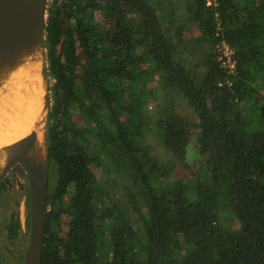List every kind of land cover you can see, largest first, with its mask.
<instances>
[{
	"label": "trees",
	"instance_id": "obj_1",
	"mask_svg": "<svg viewBox=\"0 0 264 264\" xmlns=\"http://www.w3.org/2000/svg\"><path fill=\"white\" fill-rule=\"evenodd\" d=\"M215 2L183 1L182 24H195L205 43L190 65L179 57L190 45L177 48L163 26L180 18L174 0H49V210L41 264H264V0ZM132 14L142 19L141 33L126 45ZM221 41L233 49L234 75L217 60ZM155 76V89L167 96L176 87L197 118L206 167L187 181L169 180L183 161L190 125L167 97L155 101L148 80ZM74 111L87 127L76 126ZM86 132L123 171L136 224L91 170L97 158ZM150 137L173 160L152 154ZM0 203V232L16 245L25 236L19 197L2 195ZM25 225L28 231V219Z\"/></svg>",
	"mask_w": 264,
	"mask_h": 264
},
{
	"label": "rangeland",
	"instance_id": "obj_2",
	"mask_svg": "<svg viewBox=\"0 0 264 264\" xmlns=\"http://www.w3.org/2000/svg\"><path fill=\"white\" fill-rule=\"evenodd\" d=\"M175 3L179 6L178 14L179 19L174 23L170 22H163V26L166 29L170 38L175 42L178 46L177 48L181 47L183 43L190 45L187 50L180 49L179 50V57L187 60V64H194L198 58L200 57V53L202 51L201 45H205V43L201 39L200 31L196 27L195 24H191L187 22L186 24H182L183 18V1L184 0H174ZM95 17L99 20H102V15L97 12ZM130 26L133 29L129 30V37L126 38V45H129L131 42V38L135 39V35H139L141 33V22L142 19L137 16L136 14H132L128 17ZM133 43V41L131 42ZM135 51H140L139 48L135 46ZM200 59V58H199ZM196 72L199 74L203 70V66L200 64L198 67L195 68ZM200 76V75H199ZM150 81V87L155 90L156 99L155 101H161L165 97L170 102V106L190 125L189 128V141L185 148V154L183 157V161L179 162L176 161V168L172 173V176L169 181H174L176 179H183L185 181L190 180L196 174H204L205 167H206V158L199 153L198 150V140H199V128L197 125V118L193 111L187 106L185 102V98L182 93L175 87L170 86L169 88V95L163 93L161 89H155L157 85V77H152L148 79ZM50 82H53L51 80ZM259 95L264 96V89L258 92ZM153 106V104H151ZM249 109H253L250 107ZM253 113V110H251ZM74 119L76 121V126L78 128H85L89 124L85 121L84 116L77 111L73 113ZM87 138L86 143L88 145V150L92 153H96L95 157L97 158L96 163L93 162L90 164L91 170L95 174L96 178L101 182L104 186L105 191L109 192L112 200L118 205L119 210L124 215L128 216L129 221L132 225L136 224V218L132 214L129 202L126 198V193L124 191V184L126 183L125 175L123 171L116 167L115 164L112 162V158L108 155V153L104 152V148L100 146V144L93 138L91 134L86 132ZM147 145L149 151L163 160H173V157L170 152H168L165 147L163 146L160 139L150 137L147 139ZM97 155V156H96ZM104 165H106L107 169L104 171ZM5 180V185L3 186L2 192L3 196L10 197L11 195H21L22 200L24 199L23 194L25 193V180L24 177L18 172L15 168L10 169L8 174L3 179ZM21 216L23 218L26 217V210L25 206L21 207ZM5 215L4 208L0 203V222ZM234 224L237 221H233ZM64 226V225H63ZM62 226V229L64 227ZM1 238V235H0ZM109 249H105L104 252L107 253ZM6 253H2L1 255H5ZM2 264H10L7 262H2Z\"/></svg>",
	"mask_w": 264,
	"mask_h": 264
},
{
	"label": "water",
	"instance_id": "obj_3",
	"mask_svg": "<svg viewBox=\"0 0 264 264\" xmlns=\"http://www.w3.org/2000/svg\"><path fill=\"white\" fill-rule=\"evenodd\" d=\"M49 0H0V70L12 63L23 49L39 48L45 83V112L43 121V155L33 152L36 131H30L12 146L4 147V164L0 170V182L14 165H19L29 186V230L22 264H41L45 223L48 211L45 164V124L49 110V90L46 75V56L43 46L44 26ZM19 264V263H18Z\"/></svg>",
	"mask_w": 264,
	"mask_h": 264
},
{
	"label": "bare ground",
	"instance_id": "obj_4",
	"mask_svg": "<svg viewBox=\"0 0 264 264\" xmlns=\"http://www.w3.org/2000/svg\"><path fill=\"white\" fill-rule=\"evenodd\" d=\"M41 53L37 46L23 49L12 63L0 70V170L3 149L36 131L33 152L43 155L45 83Z\"/></svg>",
	"mask_w": 264,
	"mask_h": 264
},
{
	"label": "flooded vegetation",
	"instance_id": "obj_5",
	"mask_svg": "<svg viewBox=\"0 0 264 264\" xmlns=\"http://www.w3.org/2000/svg\"><path fill=\"white\" fill-rule=\"evenodd\" d=\"M15 167L18 170V172L23 176V174L19 171V167H20L19 165H14L11 169H13ZM24 180H25V193L23 194L24 199L22 200L21 195H16L15 197L16 198L19 197V209H18L19 210V219L21 221V226H22L23 230L25 231V236H24L23 240L22 239L21 240L20 239L15 240L16 245H13L10 241L8 242V240L6 239L4 230L2 232H0V235H1V238H0V264H2L3 261L10 263V264H18V263L22 264L23 260H24V252H25L27 240H28V231L26 229L25 223H26V219L29 220V186H28L27 178L24 177ZM4 182H5V180H4ZM4 185H5V183H4ZM27 187H28V190H27ZM27 194H28V203H27ZM2 195H3V193H2ZM23 205L25 206V210H26V217H24L25 218L24 223H23V218L21 216V211H20L21 207ZM48 210H49V206H48ZM1 222H4V216L1 220ZM1 228H2V226H1ZM19 246H22V251H19ZM2 253H6V254L1 255Z\"/></svg>",
	"mask_w": 264,
	"mask_h": 264
},
{
	"label": "built area",
	"instance_id": "obj_6",
	"mask_svg": "<svg viewBox=\"0 0 264 264\" xmlns=\"http://www.w3.org/2000/svg\"><path fill=\"white\" fill-rule=\"evenodd\" d=\"M206 5L215 6V0H206ZM217 60L220 61V65L226 70L227 74L234 75L236 74L235 60L232 57L233 49L230 45L224 41L216 44ZM227 83L231 82L227 80Z\"/></svg>",
	"mask_w": 264,
	"mask_h": 264
}]
</instances>
